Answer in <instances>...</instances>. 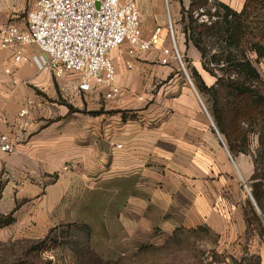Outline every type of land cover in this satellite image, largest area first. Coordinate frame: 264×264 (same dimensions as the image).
I'll return each instance as SVG.
<instances>
[{
    "label": "crops",
    "instance_id": "0c3cea01",
    "mask_svg": "<svg viewBox=\"0 0 264 264\" xmlns=\"http://www.w3.org/2000/svg\"><path fill=\"white\" fill-rule=\"evenodd\" d=\"M136 1L144 37L166 25L162 0ZM218 1L238 12L246 2ZM174 5L179 15L180 2ZM34 6L35 0H0V31L9 23L25 29ZM24 54L26 60L15 64L14 51L0 46V135L15 142L13 153L0 152V214L16 210V224L24 211L25 227L24 232L11 230L14 224L0 229V243L32 237V222L42 221L49 210H79L83 201L100 216L104 237L99 244L103 241L110 250L113 219L124 242L137 246L160 245L178 228L207 226L218 237L222 264H247L255 256L264 264L263 238L249 229L245 215L248 200L254 199L250 185L258 139L250 138L249 153L233 156L197 87L178 70L174 73V62L162 66L159 53L151 52L135 56V67L128 70L126 48L115 51L123 95L110 102L100 90L81 92L77 73L56 79L41 71L32 61L39 55L36 46L25 47ZM188 57L205 84L215 85L191 43ZM256 67L264 89V59ZM7 69L13 76L5 74ZM25 108L28 115L21 118ZM101 109L106 113L89 114ZM114 254L119 251L102 258L112 260Z\"/></svg>",
    "mask_w": 264,
    "mask_h": 264
},
{
    "label": "trees",
    "instance_id": "16d2710c",
    "mask_svg": "<svg viewBox=\"0 0 264 264\" xmlns=\"http://www.w3.org/2000/svg\"><path fill=\"white\" fill-rule=\"evenodd\" d=\"M209 2L210 0H190L188 10L183 5L181 7L186 43H191L200 52L203 69L216 78V83L211 87L207 86L197 71L193 72V79L233 156L249 153L250 138L254 135L259 137L256 172L250 188L261 214L254 202L248 200L245 215L249 229L256 231L264 239V92L261 76L255 66L264 59V0H246L240 12L214 0V13L204 11L194 19V12L209 6ZM185 13L187 18L184 17ZM202 16H208L209 20L199 23ZM104 113L103 109L89 112L92 116ZM15 212L16 210L8 215L0 214V229L16 222ZM199 231L214 233L207 226L194 230L178 228L168 238V242L175 238L180 240L185 234L197 235ZM59 240L57 230L53 229L43 240L27 244L21 256L3 264H45L37 258L36 253L47 243L59 246ZM147 249L154 247H140L142 252ZM84 250L91 256L87 264H113L111 260L98 256L91 248Z\"/></svg>",
    "mask_w": 264,
    "mask_h": 264
},
{
    "label": "built area",
    "instance_id": "2783aa9c",
    "mask_svg": "<svg viewBox=\"0 0 264 264\" xmlns=\"http://www.w3.org/2000/svg\"><path fill=\"white\" fill-rule=\"evenodd\" d=\"M168 4L166 0V25L155 27L149 37H144L136 0H35L26 17V28L5 25L0 31V46L14 51L15 64L26 60L25 47L36 46L39 55L33 56L32 61L41 71L56 79L68 72L77 73L81 92L100 90L105 100L116 101L123 90L117 83L112 57L115 51L126 48L130 57L125 63L128 70L134 69L135 56L157 52L162 66L178 61L186 71ZM4 72L13 76L11 69ZM18 83L13 79L14 85ZM26 115L28 108L20 112L21 118ZM21 126L26 128L28 122L24 120ZM114 147L121 149L122 145L116 143ZM14 150V140L1 134L0 152L11 154Z\"/></svg>",
    "mask_w": 264,
    "mask_h": 264
},
{
    "label": "rangeland",
    "instance_id": "374dc122",
    "mask_svg": "<svg viewBox=\"0 0 264 264\" xmlns=\"http://www.w3.org/2000/svg\"><path fill=\"white\" fill-rule=\"evenodd\" d=\"M176 2H180L181 7L183 5L186 10L189 9L190 5L187 3L185 4L184 0H168L170 13L174 21L178 50L186 68V71H184L181 64L178 61H175L173 70L174 73L178 70L183 79L188 80L189 82L191 80L196 86V82L193 79V72L196 71V69L192 67V60L188 57L189 44L186 43V37L183 33L184 24L182 23L183 16L181 14V8L179 15H175L174 3ZM162 4L165 7L166 13V0H162ZM215 10L214 0H210L209 6L203 9H198L194 12V19L197 18L199 13H203L204 11H211L214 13ZM187 16L188 15L185 13L184 17L187 18ZM208 20V16H202L199 19V23L203 21L207 22ZM208 75L211 76L209 73ZM211 77L216 80L215 77ZM262 90L264 92L263 87ZM100 98L101 101L104 102L102 94L100 95ZM205 101L206 100L204 99V102ZM151 103L152 101L149 99L146 106ZM83 110L84 111L82 112L87 114V108H84ZM254 136H256L257 139L259 138L257 135ZM85 203L81 201V207L79 210H76L75 208L74 210L73 208H70L69 210H49V214L43 216L42 221L32 222L34 228L32 237H26L23 235L22 239H19L18 241L0 243V264L15 260L17 257L21 256L26 249L27 244L43 240L47 236L45 235L46 231H51L53 229H56L60 236L59 246L47 243L38 253L35 252L37 254L36 256H38L37 258L45 264H87V262L91 260L90 254H87L84 250L87 248L93 249L96 253L98 252L97 254L100 257H102V255L105 257L106 252L119 251V255L114 254L111 256L113 264H222V261L224 260V257L217 253L216 245L218 238L214 233L205 234L199 231L197 235L188 236L185 234L182 235L180 240L175 238L169 242L167 238L164 239L160 245H151L154 249H147L142 252L140 251L141 246H137L136 243L135 246L134 242H124L125 240L122 239L124 234L119 229L116 219H113L114 221L110 231L112 232L113 239L111 238L108 240V244H113V247H111L110 250L108 245L105 247L103 241L99 244L100 238L104 237V226L102 227V225L98 223V218L100 216L95 214L96 210H91L90 207L84 206ZM98 211L104 212V210ZM18 216L21 220L14 224L11 230L16 229L17 232H24L25 227L24 221L22 220V218H24V211L20 210ZM32 217L38 218L39 216ZM92 231L94 234H92ZM41 235L45 236L41 237ZM95 238L98 239L95 240ZM93 243L95 245H93ZM122 254L124 255L122 256ZM247 264L263 263L260 256H255L249 258Z\"/></svg>",
    "mask_w": 264,
    "mask_h": 264
},
{
    "label": "water",
    "instance_id": "95a60500",
    "mask_svg": "<svg viewBox=\"0 0 264 264\" xmlns=\"http://www.w3.org/2000/svg\"><path fill=\"white\" fill-rule=\"evenodd\" d=\"M191 81V80H190ZM253 201H254V199H253ZM254 204L256 205V203H255V201H254ZM259 212H260V210H258ZM260 214H261V212H260Z\"/></svg>",
    "mask_w": 264,
    "mask_h": 264
}]
</instances>
